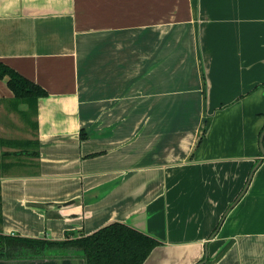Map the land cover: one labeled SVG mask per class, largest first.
I'll list each match as a JSON object with an SVG mask.
<instances>
[{"label": "crops", "instance_id": "0c3cea01", "mask_svg": "<svg viewBox=\"0 0 264 264\" xmlns=\"http://www.w3.org/2000/svg\"><path fill=\"white\" fill-rule=\"evenodd\" d=\"M0 61L46 91L0 79L2 233L118 221L160 240L142 264H264V0H0Z\"/></svg>", "mask_w": 264, "mask_h": 264}, {"label": "trees", "instance_id": "16d2710c", "mask_svg": "<svg viewBox=\"0 0 264 264\" xmlns=\"http://www.w3.org/2000/svg\"><path fill=\"white\" fill-rule=\"evenodd\" d=\"M0 79L13 92L14 100L35 103L46 94L38 84L0 61ZM0 142L4 140L0 139ZM10 143H19L10 141ZM63 239H43L4 234L0 231V258L69 256L79 251L85 264H142L160 240L123 222H110L97 230ZM76 255V254H74Z\"/></svg>", "mask_w": 264, "mask_h": 264}, {"label": "water", "instance_id": "95a60500", "mask_svg": "<svg viewBox=\"0 0 264 264\" xmlns=\"http://www.w3.org/2000/svg\"><path fill=\"white\" fill-rule=\"evenodd\" d=\"M263 136H264V128H263V130L261 131V133H260V137H259V146H260V149H261L262 152H264V149H263V147H262V139H263ZM260 161H261V160L258 159L257 162L255 163V165L252 167V169H251V171H250V173H249L248 179H247V181H246V184H245L243 190L241 191V194L244 192V190H245V188H246V186H247V184H248V182H249V180H250V178H251V175H252L254 169L258 166V164L260 163ZM239 196H240V195H239ZM239 196H238V197L232 202V204L227 208L226 212H227L228 209H229V208L235 203V201L239 198ZM226 212L223 214V217H224V215L226 214ZM213 233H214V232H213ZM212 235H213V234H211V236H212ZM211 236H210V238H211ZM74 254L78 255V254H80V252H79V251H76V252H74V253L71 254V255H74ZM71 255H69V256H50V257H24V258H9V259H2V258H0V261H7V262H9V261H26V260H51V259H60V258H65V257H71ZM79 256L83 258V256H81V255H79ZM206 256H207V248H206V245H205V254H204V258H203L202 260L196 262L195 264H202V263L205 261ZM83 259H84V258H83ZM84 264H85V261H84Z\"/></svg>", "mask_w": 264, "mask_h": 264}]
</instances>
